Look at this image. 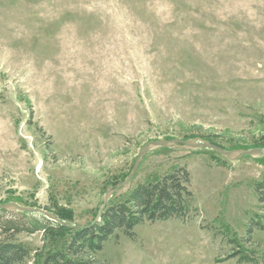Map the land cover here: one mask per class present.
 Masks as SVG:
<instances>
[{
  "label": "rangeland",
  "instance_id": "obj_1",
  "mask_svg": "<svg viewBox=\"0 0 264 264\" xmlns=\"http://www.w3.org/2000/svg\"><path fill=\"white\" fill-rule=\"evenodd\" d=\"M189 134L225 150L264 139V0H0V205L63 208L85 226L142 146ZM181 169L186 217L145 221L132 238L115 231L93 259L264 264V156L158 149L106 207ZM10 224L31 227L0 215V242ZM41 236H13L29 251L24 264Z\"/></svg>",
  "mask_w": 264,
  "mask_h": 264
},
{
  "label": "trees",
  "instance_id": "obj_2",
  "mask_svg": "<svg viewBox=\"0 0 264 264\" xmlns=\"http://www.w3.org/2000/svg\"><path fill=\"white\" fill-rule=\"evenodd\" d=\"M190 138H194V136L190 134L182 136L184 140ZM200 138L223 148L209 137L200 136ZM165 139L170 140L171 138ZM254 144L257 148L262 149L264 148V139L262 138ZM243 149L250 148L243 147ZM127 175L123 178H126ZM118 183L120 181H114L112 186L115 187ZM188 185L189 174L184 169L165 175L160 180L139 184L123 202L106 207L98 220L94 218L82 227H72L73 213L63 208L52 213L67 224L66 228H60L58 224L47 220L39 213H20L31 221V227H19L13 224L4 227L10 234L0 242V264L25 263L29 251L13 238L20 232L29 234L44 232L43 247L34 254L35 264H100L92 256L102 250L103 243L113 236L115 231H122L123 234L132 238V230L145 221L154 223L170 219H184L192 199ZM255 193L258 202L264 209V184L255 186ZM28 207L36 206L29 205ZM4 214H7V211L0 210V215ZM50 226L55 229H49ZM261 229H264V226H261ZM247 232L250 236L252 228ZM239 254H241L240 251H237L233 256ZM239 261L252 262V259L247 255H240Z\"/></svg>",
  "mask_w": 264,
  "mask_h": 264
},
{
  "label": "water",
  "instance_id": "obj_3",
  "mask_svg": "<svg viewBox=\"0 0 264 264\" xmlns=\"http://www.w3.org/2000/svg\"><path fill=\"white\" fill-rule=\"evenodd\" d=\"M158 149H181L184 151H198V150H209L215 153L217 156L221 157L223 160L228 162H235L241 158L249 157L253 159H259L264 156V148H252V149H234V150H225L221 147L211 144L208 141L195 138V139H161L156 141H150L142 146L138 152V155L133 163L131 171L127 175V177L120 183H118L112 189L106 191L103 195L102 205L99 208L96 220L99 219L100 214L105 209L109 198L126 186L129 181L132 179L138 165L142 161L143 157L152 151ZM0 210H4L7 212H16V213H23V214H31V213H39L47 220H50L60 226V228H66L67 224L64 221L59 220L56 215L52 212H47L45 210L35 208V207H27L21 206L14 202H7L0 205ZM49 229H55L54 227L50 226ZM44 232H42L41 241L43 242ZM35 264V262L33 263Z\"/></svg>",
  "mask_w": 264,
  "mask_h": 264
}]
</instances>
